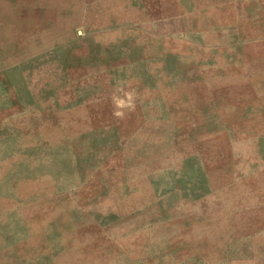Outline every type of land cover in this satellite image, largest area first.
I'll use <instances>...</instances> for the list:
<instances>
[{"label":"rangeland","instance_id":"obj_1","mask_svg":"<svg viewBox=\"0 0 264 264\" xmlns=\"http://www.w3.org/2000/svg\"><path fill=\"white\" fill-rule=\"evenodd\" d=\"M0 264H264V0H0Z\"/></svg>","mask_w":264,"mask_h":264},{"label":"clouds","instance_id":"obj_2","mask_svg":"<svg viewBox=\"0 0 264 264\" xmlns=\"http://www.w3.org/2000/svg\"><path fill=\"white\" fill-rule=\"evenodd\" d=\"M134 98L132 94H127L126 98L119 96H113L114 111L113 115L117 118H123L125 115V109H131L134 107Z\"/></svg>","mask_w":264,"mask_h":264}]
</instances>
